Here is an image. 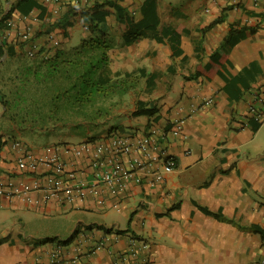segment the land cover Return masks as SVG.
I'll return each instance as SVG.
<instances>
[{"label": "crops", "instance_id": "0c3cea01", "mask_svg": "<svg viewBox=\"0 0 264 264\" xmlns=\"http://www.w3.org/2000/svg\"><path fill=\"white\" fill-rule=\"evenodd\" d=\"M33 1L46 7L44 14L31 8ZM105 1L0 0V20L6 17L0 41L10 45L0 57V181L18 185L34 177L18 166L15 140L36 152L51 142L30 135L46 129L41 122L49 110L41 116L13 115V102L23 106L24 101L19 104L20 95L14 98L12 92L26 90L32 83L28 77L44 73L43 61L57 55L29 57L21 32L29 29L32 40L42 44L54 34L61 41L58 49L72 50L92 36L87 13ZM113 1L121 8L103 7L101 27L112 42L103 76L140 75L139 82L114 94L105 119L95 118L112 120L98 134L88 111L80 108L85 113L76 111L69 123L86 124L83 137L73 142V135H62L58 143L139 134L152 126L169 130L182 119V134L166 143L177 167L156 186L132 182L111 193L99 184V193L74 200L65 192L47 202L41 191L35 202L0 195V264H259L264 257V239L256 229L264 231V105L257 120L249 104L253 92L264 93V0ZM10 18L15 25L5 39ZM76 31L80 39L73 45ZM132 35L139 37L129 40ZM48 97L27 103L55 107L57 100ZM210 97L213 102L202 105ZM141 108L151 112L138 113ZM89 166L77 159L71 183L91 180ZM45 171L40 167L37 174ZM136 239L148 241L149 248L135 254ZM53 251L60 255L56 260Z\"/></svg>", "mask_w": 264, "mask_h": 264}, {"label": "built area", "instance_id": "2783aa9c", "mask_svg": "<svg viewBox=\"0 0 264 264\" xmlns=\"http://www.w3.org/2000/svg\"><path fill=\"white\" fill-rule=\"evenodd\" d=\"M14 25V19H8L5 39L11 36ZM21 34L23 41L27 42L26 52L32 58L39 54L49 58L51 52L61 45L60 39L54 34H50L48 42L44 44L32 40L33 36L29 29ZM252 97L249 110L255 119L260 120L264 93L257 90L252 93ZM212 102L213 98L210 97L204 99L202 105ZM183 130L184 121L180 119L173 122L169 130L152 126L139 134L116 132L98 141L84 140L78 143L47 145L42 152H36L26 143L15 140L13 147L19 152L18 166L34 172V177L31 181L25 179L18 185L13 180L6 183L0 181V195L9 198L20 196L28 202H35L34 194L41 191L42 201L47 202L61 192H65V197L72 200L77 195L84 198L88 193H99L101 189L97 188L99 184L106 186L111 193L127 190L132 182L156 186L177 167V158L169 152L166 143L172 135L182 134ZM77 159L88 160L92 169L91 180L83 179L71 183L77 177ZM40 167L46 168L45 175L37 174ZM136 242L139 247L135 245ZM149 245L150 243L144 239H136L133 241L136 249L134 253L147 250ZM51 257L52 260H56L60 255L58 251H53Z\"/></svg>", "mask_w": 264, "mask_h": 264}, {"label": "trees", "instance_id": "16d2710c", "mask_svg": "<svg viewBox=\"0 0 264 264\" xmlns=\"http://www.w3.org/2000/svg\"><path fill=\"white\" fill-rule=\"evenodd\" d=\"M30 4L31 8L34 6L42 8L41 15L44 14L45 6L37 1H33ZM106 4L118 9L121 8L113 0L97 3L93 13H87L91 21L89 27L92 36L83 39L81 44L72 50L56 49L53 51L57 53L56 56L43 61L42 64L46 65L45 72L39 73V76L36 75V79L38 78L46 84L48 88L47 97L49 96L51 99L56 100L65 98L77 106H83L95 102L101 97L128 92L139 82L140 75L128 74L115 78H105L103 76V69L111 62L109 51L112 47L108 33L101 27V23L106 20L103 12V7ZM5 20L6 17L1 18L0 29L3 28ZM138 37L139 35H132L129 40ZM5 48L10 52L8 42L1 43L0 41V57L4 54ZM137 112L150 113L151 110L141 108ZM256 229L261 232L264 239V231L260 227H256ZM72 240L73 237H70L64 243L67 244Z\"/></svg>", "mask_w": 264, "mask_h": 264}, {"label": "rangeland", "instance_id": "374dc122", "mask_svg": "<svg viewBox=\"0 0 264 264\" xmlns=\"http://www.w3.org/2000/svg\"><path fill=\"white\" fill-rule=\"evenodd\" d=\"M83 31H85L84 28H83ZM79 39H80V33L76 31L72 38V44L73 45L77 44L79 42ZM33 76L28 77V78H30L31 82L34 84L30 83L29 86L26 87V90H23V91L21 90V92L19 93L14 92V91L12 92V97L14 98H17L18 95H20L18 99H22V100L18 101L19 104L20 103L22 104V102L24 101L22 104L23 106L21 105L17 106V104L13 102L12 110L14 112L13 113L14 116H19L20 113H23L25 117L38 116L39 114L41 116V113L44 114L45 112L49 110L46 122H44L45 120L41 122V126L46 127V129L43 130L42 132L39 130H37L38 132L30 131V135H34V133L35 134L38 133L37 134L38 142L45 143V142H50L51 140V142L48 143L47 145L55 144L59 142L58 136L67 135V134H69L70 136L73 135L71 137V139H73L72 141L77 142L79 138L83 137L82 134L87 130V125L86 124L71 125V123H69L70 116L75 115L76 111H82L84 113H85L84 109L88 111V114L90 118L92 119L90 121L91 123L90 126L92 125L93 127L92 130L96 131L95 132L96 134H98L97 132H100V130L103 127L108 126L111 123L112 121L111 119L97 123L95 118L97 117H103V119L106 118L107 111H109L108 105L110 103L112 104L114 103L113 102L114 94L101 97L97 99L95 102L85 104L83 106H78L79 109L76 107L77 106L76 104H73L69 100L67 101L65 98L58 99L53 109L51 107L42 108L41 106L40 108H38L35 106L34 107L29 106V104L27 103L28 99L31 102L40 104L43 101V99H46V93L48 91L47 86L44 83H38L37 79L35 77L33 78ZM16 100L17 99H15L14 101ZM104 104L105 105L108 104V105L104 106ZM80 108H84V109L81 110ZM78 114L80 113L78 112ZM50 121H55V124L53 122L51 123ZM25 135H28L26 131H25ZM30 135H29V139H33ZM263 260H264V257L260 259L259 264H262Z\"/></svg>", "mask_w": 264, "mask_h": 264}, {"label": "water", "instance_id": "95a60500", "mask_svg": "<svg viewBox=\"0 0 264 264\" xmlns=\"http://www.w3.org/2000/svg\"><path fill=\"white\" fill-rule=\"evenodd\" d=\"M4 57H5V55H4ZM4 57H3V58H4Z\"/></svg>", "mask_w": 264, "mask_h": 264}]
</instances>
